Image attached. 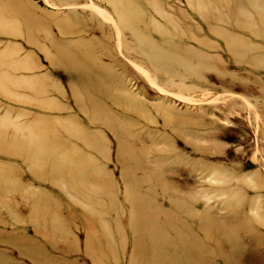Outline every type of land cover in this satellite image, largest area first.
<instances>
[{"label":"rangeland","instance_id":"374dc122","mask_svg":"<svg viewBox=\"0 0 264 264\" xmlns=\"http://www.w3.org/2000/svg\"><path fill=\"white\" fill-rule=\"evenodd\" d=\"M0 264H264V0H0Z\"/></svg>","mask_w":264,"mask_h":264},{"label":"bare ground","instance_id":"6f19581e","mask_svg":"<svg viewBox=\"0 0 264 264\" xmlns=\"http://www.w3.org/2000/svg\"><path fill=\"white\" fill-rule=\"evenodd\" d=\"M109 1H112V0H109ZM120 10H121V9H120ZM120 12H122V10H121ZM122 13H124V12H122ZM124 17H125V19L128 18L127 15H126V13H124ZM115 25H116V24H115ZM119 37H120V35H119ZM116 46H117V45H116ZM199 249H201V248H199ZM179 253H181V252H179ZM181 254H182V253H181ZM178 256H179V255H178ZM185 256H186V255H185ZM188 256H189L188 258H190L191 261H193V259H195V258H198V257L195 256L194 252H192V251H189ZM182 258H184L183 255H182Z\"/></svg>","mask_w":264,"mask_h":264}]
</instances>
